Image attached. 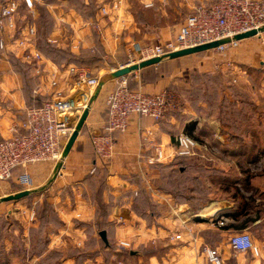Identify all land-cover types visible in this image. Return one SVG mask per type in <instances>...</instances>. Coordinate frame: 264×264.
<instances>
[{
    "label": "crops",
    "instance_id": "1",
    "mask_svg": "<svg viewBox=\"0 0 264 264\" xmlns=\"http://www.w3.org/2000/svg\"><path fill=\"white\" fill-rule=\"evenodd\" d=\"M63 1H65L64 4L67 6V1ZM215 1L139 0L142 4L144 2H153V6L146 8L159 5L158 9L162 11L163 16L168 15L169 12L177 14L180 17L179 21L181 20L182 22L195 7L200 5L210 6ZM85 2L88 3L89 0H85ZM94 2L99 8L102 0H94ZM133 2L134 0H131L129 6L123 12L115 13L111 11L109 16L100 21L104 33L102 37L104 38L91 25L95 18L85 19L75 9L59 8L60 13L57 15L60 20L59 28L53 33L54 37L58 38L56 43L62 48L69 47L71 52L79 55L83 49H89L94 46L92 43V38L95 35L94 30L98 36L95 35V37L100 39L104 47L106 57L116 62L114 66H111L110 70L111 72L115 71L121 65L128 63L129 53L137 47L158 44L168 39V36L163 31L160 32V36L147 35L148 38L159 36L158 42L149 41L144 43L132 38L127 29L133 22L131 13ZM95 17H97V13ZM121 28H126V30ZM132 29L131 27L129 31ZM263 58L264 33L259 35V37L241 40L236 47H231L224 54L211 51L175 59L165 58L159 64L147 66L128 74L127 78H129L132 85L144 92L157 93L165 89L175 92L179 97L181 107L178 111L172 112L161 121H156L151 117L134 115L129 129L124 133L117 132L115 134L116 156L112 161L102 163L95 155L91 144V136L94 133L101 132L106 125L105 97L108 92L117 86L119 78L106 81L105 84L97 89L93 97L94 104L90 114L62 163L59 178L55 182V186H59V193H53L52 196V193H49L50 199L56 204V209L63 220L61 231H78L79 236L76 240L79 242H83V238L80 236L85 235L84 232L81 233L85 229L92 228L98 233L100 232L95 225L97 209L91 200V190L86 182V177L90 174L95 175L97 170L106 171L107 186L103 192V198L106 202H111L113 205L108 218L111 223L110 240H129L132 243V249H136L141 244H145L155 238H162L165 233L174 230V224L180 219L181 221L189 219L190 217L185 213L186 209L181 215L177 214L176 212L179 211L174 209L177 207L180 210L182 207H187L188 210L191 208L189 206L190 203H178L171 194H167L161 189L160 169L156 166L153 167V165L152 167L147 166V158L153 153L152 144L149 140L161 143L166 147L167 153L173 155L177 147L175 143L176 135L181 131H185L187 125L194 122L196 130L202 134L199 140L201 143L199 150L207 149L209 145H212L219 152L220 150L227 151L232 160L220 163L218 162L220 160L216 159L214 161H211L212 159L202 161L200 157L202 155L199 153L194 156V159L206 171V175L202 176L201 179L205 193H209L208 201L199 208L202 215L199 219L207 220L215 215H224L228 218V226L231 224L239 225L242 218L235 220L232 216H228L230 212L237 208V200L233 198V195L230 196L225 193H246L248 216L254 218V222L251 224H260V228L264 232V174L256 171L264 166V153L255 161L243 159L242 162H235L234 157L238 155V145L230 140L221 121L216 114L214 115L212 108L209 107L207 102L200 101L195 105L191 103L187 93L191 89L192 83L186 80V76L190 73L225 74L226 81L236 83V88L242 90L251 101L259 105L261 99L264 98ZM228 61L234 64L231 70H228L225 66ZM67 67L68 64L59 66L52 60L45 59V69L49 72L59 71V74L64 76L67 74ZM155 73H160L159 78H150ZM99 76L102 77L100 74ZM39 79L41 80L40 77ZM63 85L64 83H62ZM65 86L68 90V86ZM224 94L230 98L233 97L232 91L229 94L225 90H220L221 98ZM26 96L29 101H34L30 92H28V95L24 94V97L21 95L18 99H16L14 94L13 99L15 101L11 99H8L9 101L7 102L0 100V139L10 137L16 133L27 132L25 128L20 127L27 118L26 110L29 107V101ZM15 126H18L17 132L13 131ZM146 131H151L152 133L148 137L149 140L145 139L147 137L145 136ZM70 138L71 136L64 145L65 149ZM172 159L169 158L163 163L167 164ZM52 170V164L42 163L25 169H18L15 172V176H19L24 171L28 172L34 181L33 187L30 189L32 191L31 196L38 198L44 193L36 192L44 188ZM143 171H149L147 177H144ZM149 185H152L156 190L159 189L158 193L161 194L159 196L152 195L151 193L154 192L150 191ZM140 188L145 190V193L150 196L153 202L160 205L156 215L143 216L135 208L134 193L139 191ZM251 202H253L255 214L251 213ZM75 215H80L81 218L73 222L72 219ZM206 220L194 224H208ZM251 224L245 228H249ZM180 226H183V222L182 225L180 223ZM200 228L202 229V227ZM258 246L261 249L260 257L252 256V262L248 264H264V239ZM182 247L188 248L187 246ZM183 250L185 251L184 248ZM230 250L231 253L234 251L231 246ZM178 252L176 254L170 250L168 257L164 259L162 264H180L181 258H178L180 257ZM223 257L225 260V256ZM88 260L93 261L91 258H88ZM151 260L153 263H158V260L154 257ZM59 264H75V259L71 257L64 258Z\"/></svg>",
    "mask_w": 264,
    "mask_h": 264
},
{
    "label": "built area",
    "instance_id": "2",
    "mask_svg": "<svg viewBox=\"0 0 264 264\" xmlns=\"http://www.w3.org/2000/svg\"><path fill=\"white\" fill-rule=\"evenodd\" d=\"M21 1L26 7L33 9L38 0L0 1V58L10 62V56L13 54L23 63L32 66L34 73L41 78L36 93L48 94L50 100L41 106L26 110L27 118L20 125L27 130L26 133H16L0 139V184L16 180L18 184L24 186L22 190H30L34 184L32 176L26 171L15 176L16 170L47 162H64V145L75 130V125L84 109L94 97L97 89L102 86V79L88 66L75 64L68 65L67 74L64 76H61L59 71H47L45 69L46 57L36 44L38 34L36 25L28 24L21 29L20 33L17 32L16 14ZM130 1L102 0L97 17L91 23L93 29L101 37L104 36L100 21L109 16L111 11L123 12L129 6ZM144 5L151 7L153 2H144ZM262 27H264V0H216L210 6L195 7L180 24L172 38L158 44L143 45L131 51L128 63L121 65L120 68L156 57L164 58L174 51L231 38L232 42L206 51L224 54L240 43L234 40L236 35L255 29L259 30ZM49 40L57 42V39ZM262 63L264 65V58ZM225 66L231 70L234 64L228 61ZM62 83H64L63 86ZM65 85L68 86V90ZM105 104L106 125L101 132L91 136L95 155L102 163H108L114 159L117 153L115 134L126 132L134 115L161 121L181 107V102L175 92L165 89L157 93H147L138 88L131 89L126 76L120 77L117 86L107 93ZM17 127L13 128L14 132L18 131ZM151 134V131H146L145 139L147 140ZM175 140L177 147L173 155L167 153L166 147L161 143L149 140L153 153L147 158V166L152 167L156 163H163L175 155L194 157L201 146L198 139L185 131L179 132ZM143 174L147 177L149 171H143ZM149 188L151 192H154L151 193L152 195L161 194L158 193L160 190L154 189L152 185H149ZM196 216L201 217L202 215L198 213ZM182 222L183 229L174 231L170 235L172 241H184L187 236H191V227L186 226L185 219ZM209 222L222 228L227 224L228 218L224 215H215L209 218ZM229 244L237 253H251L256 258L261 255L260 247L249 232L234 233ZM117 247L118 250L132 249V243L126 239H119ZM204 253L212 264H225L218 247L206 246ZM119 264L128 263L121 261Z\"/></svg>",
    "mask_w": 264,
    "mask_h": 264
},
{
    "label": "rangeland",
    "instance_id": "3",
    "mask_svg": "<svg viewBox=\"0 0 264 264\" xmlns=\"http://www.w3.org/2000/svg\"><path fill=\"white\" fill-rule=\"evenodd\" d=\"M0 1L3 2L4 0ZM64 3L65 1L63 0H38L33 9H29L21 1L16 14V21L18 24L17 32L20 33L21 29L28 24H34L36 25L38 32L36 41L42 50H46L48 52L51 51L50 49L52 48L48 45V42L59 47L57 43L50 42L49 39L53 38L58 40L57 37H54L55 35L53 33L59 28L60 20L57 17V15L60 13L59 8H67ZM71 3L72 2L70 1V4H66L72 6ZM143 5L144 4L139 2V0H134L132 4L131 13L133 15V22H131L132 25L129 27V29L131 27L133 29L130 31L127 29L132 38L144 43L149 41L158 42L160 36L159 34L162 31L168 36V38H171L176 34L180 24L182 23L181 20L179 21L180 17L177 14L169 12L168 15L163 16L162 11L158 9L159 5L152 8H146L145 5ZM121 29L126 30V28ZM93 32L95 35L97 34L96 31L93 30ZM95 35L94 38H92V43L94 46L89 49H83L84 51L82 50L81 54L77 55L79 58H84V60L87 59L88 63H86L85 66L87 65L89 68H91L94 74H100L102 76L101 79H105L107 75L113 72L110 71L112 68L111 66H114L116 62L112 61L110 58H107L106 54H100L102 52V43L99 38L95 37ZM147 35L159 36L148 38ZM254 37H259V35ZM63 50L69 52L70 48L63 47ZM96 54L99 56L96 57ZM56 57L59 59V55H56ZM95 57L97 59H94ZM3 60V58L0 59V100L7 102L9 101L8 99H11L13 101L14 94L16 99H18L21 95L24 97V94L29 92V88L25 87V82L28 83L29 79L31 78L30 71L25 67L28 64L23 63L20 59L18 60L21 63L17 61L14 62V64L11 61L7 62ZM38 80L40 81L39 78ZM233 83L229 82L228 85L236 84ZM225 91L229 94L231 92L230 88L228 87L225 89ZM240 91L243 93L242 95L248 98L245 93L242 92V90ZM224 95L228 97L226 94ZM259 106L262 108V111H264V98L259 102ZM217 111V106H215L214 115H217ZM193 129L194 130L192 133L189 134L200 140L202 134L200 131H197L196 128ZM198 153L202 155L200 156L202 161H206V159H212L211 161H214L215 159L220 160L218 161L220 163L232 161L231 156L227 151L220 150L219 152L215 146L212 145H209L207 149L203 148L199 150L198 148L197 154ZM243 159H246V154H238L237 157H234V161L237 163L239 161L242 162ZM47 163L52 164L53 170L45 182L44 188L39 192H36L44 193L41 197L37 198L35 196H30L17 201H6L0 203V264H5L8 259L10 260L8 264H59L62 259L69 257L75 259V264H119V262H121L120 260L122 259H119L118 256L114 254L116 253L114 248L111 250H106L102 246L101 237L94 229L88 228L84 231H81V233L84 232L85 235L80 236L83 238V242H79L76 240V238L79 236L78 231H61L62 228L61 226L59 227L60 215L58 210L56 211L57 215L49 212V220L46 222L43 223L38 220L36 211L37 207L39 210L42 208V205H44L45 202H48L55 208L56 204L52 202L53 200H51L50 197L53 195V193H59V186H55V182L59 178V171L57 172L56 177L51 181V177L56 167L59 165V162ZM256 171L258 173L264 174V166H262L260 170ZM22 188H24V186L18 184L16 180L1 183L0 198L1 196L4 197L12 194V192L17 193L21 191ZM49 193H52L51 196ZM225 194L232 196L235 193ZM241 194L242 196L244 195L245 198L247 197L246 193ZM220 195L223 197L222 194ZM199 199L200 197L197 198L196 201L191 202L189 205L191 208L188 210L187 207H182L180 210L177 207L174 209L179 211L176 212L179 215H181L182 212H185L184 210L186 209L185 213L190 217L186 221L187 225H189L188 227H191L192 229L191 236H187L184 241H172L170 239V235L174 231L177 232L178 230L180 231L183 229L182 226H180V223L182 225V221L180 219V221H177L176 224H174L175 229L170 230L172 233H165L162 238H155L152 241L141 244L136 248V250H138V255L133 257L127 253L124 258L125 261L129 264H162L164 259L168 257L167 255L171 250L176 254L177 251H179L178 253L180 254V257L178 258H181L180 264H212L204 253L205 247L210 246L219 247L221 253L226 258L224 260L225 264L251 263L252 255L250 253H235L234 251L231 253L229 240L234 233L246 231L252 235L255 243L259 245V243H262L264 239V232L260 228V225L251 224L249 228L245 229H227L226 227H228V224L222 228L216 227L209 222V219L201 220L199 219L201 217L196 216V214L200 213V207H198ZM250 207L252 209L251 213L255 214L253 202H251ZM80 218V215H75L72 220L73 222H76L80 220ZM205 220L208 222V224H194ZM200 227H202V229ZM46 241H49V245H46ZM112 243L116 245V250H118L117 240L112 239ZM182 246H187L188 248ZM174 249H176V251H174ZM12 250L15 251V254L10 256L5 255L10 253ZM152 250L155 253L153 257L158 260V263H153L151 260L153 257H148V253ZM97 251L99 252V256L91 258L93 261L88 260V257L81 258L84 257L85 254L89 253H94V255H96Z\"/></svg>",
    "mask_w": 264,
    "mask_h": 264
},
{
    "label": "trees",
    "instance_id": "4",
    "mask_svg": "<svg viewBox=\"0 0 264 264\" xmlns=\"http://www.w3.org/2000/svg\"><path fill=\"white\" fill-rule=\"evenodd\" d=\"M66 1L68 4H70V1L72 2V6L67 5L66 9H75L85 19L96 18L95 16L98 8L94 0H89L88 3H86L85 0ZM48 45L52 48L49 52L42 50L38 44L37 47L46 58L52 60L59 66H62L63 64L85 66V64L88 63L87 59L84 60V58L81 57L80 59L79 56L71 52V50L67 52L63 50L62 47H58L49 42ZM101 49L102 52L100 54L105 55L106 53L105 50H103V45H101ZM56 55H59V59L56 57ZM98 56L99 55L96 54V57ZM96 57L94 59H97ZM10 61L13 64L17 61L21 63L13 54L10 56ZM25 67L30 71L31 75L28 83L25 82V87L29 88V92L33 95L34 99V101L31 102L26 96L29 101L28 108L41 106L50 100V95L35 92L40 85V81H36L38 80L39 76L34 74L32 66L26 65ZM159 76L160 73H155L151 75L150 78L157 79ZM127 77L128 76H126V78ZM127 80L129 88L137 89L129 81V78H127ZM186 80H189L192 83L191 89L187 93L188 97L191 99V103L195 105L200 101H205L209 107L212 108L213 113L215 106H217L218 111L216 116L227 131L230 140L238 145L237 154H246V159L250 161L257 160L259 156L264 153V111H262V108L258 104L242 95L243 93H241V91L236 88L235 85H228L229 82L228 80L226 81L225 74L190 73L188 76H186ZM227 87L232 91L233 97L230 98L223 95L221 98L220 90L224 91ZM26 94L28 95V93ZM193 128H196L194 122L188 124L185 130L187 133H192L194 130ZM154 166L159 167L160 169L161 189L167 194H171L176 202L191 203L200 197L198 207H201L208 201L209 193H205L201 179L202 176L206 175V171L199 164V162L194 159V157L187 155H175L169 163H156L153 165V167ZM106 176L107 174L105 170H97L95 175L90 174L86 177V182L91 190V200L97 209L95 225L100 231L99 235L101 237L102 246L106 250H111L114 248V251L116 252L114 254H116L119 259H122L120 261L126 262L124 259L126 254L129 253L130 256L136 257L138 255V250L127 249L118 251L116 250V245H114L112 240H110L111 223L108 218L113 205L111 202H106L103 198V192L107 186ZM197 193L199 194V197ZM233 198L237 200V208L230 212L228 216H232L235 220H239L240 218L242 219L239 225L231 224L226 228L228 229L235 227L236 229H243L249 226V224L253 223L254 218L248 216V201L244 195L242 196L241 193H235ZM134 204L135 208L143 216L156 215L160 206L158 203L153 202L150 196L145 193V190L141 188L139 191L134 193ZM36 211L38 220L43 223L49 220V212L57 215L56 207L54 208V206L48 202H45L44 205H42V208L39 210L37 207ZM62 224L63 220L59 216V227L62 226ZM103 231L106 232L107 242L101 236V232ZM46 245H49V241H46ZM97 252L96 255H94V253H89L85 254V256L81 258L97 257L99 256V252ZM13 254H15L14 250L5 255L10 256ZM148 254V257H153L155 255L153 250ZM9 262L10 260L8 259L6 263L8 264Z\"/></svg>",
    "mask_w": 264,
    "mask_h": 264
},
{
    "label": "water",
    "instance_id": "5",
    "mask_svg": "<svg viewBox=\"0 0 264 264\" xmlns=\"http://www.w3.org/2000/svg\"><path fill=\"white\" fill-rule=\"evenodd\" d=\"M261 33H264V27L260 28L259 30L255 29V30H251V31H248V32H245L242 34H238L234 37V40L241 41V40L246 39V38H251V37L257 36ZM230 42H232L231 38H225V39H222L219 41H214V42L203 44V45H200L197 47L174 51V52L169 53V55L167 57H164V58L156 57V58H152V59L142 61L138 64H133V65L126 66L123 68H118L115 71H113L112 73H110L109 75H107V77L101 81V85L105 84V82L110 80V79L125 77L128 74L135 72V71H138V70H141L147 66L159 64L165 58L175 59V58H179V57H183V56L202 53V52H206L208 50L214 49L221 44H226V43H230ZM93 104H94V98H92L90 100L88 106L84 109L83 113L79 117V120L77 121V123L75 125V130L73 131L71 138H70V141H69V143H68V145L64 151L65 157L69 153L72 144L74 143L75 139L77 138L80 131L82 130V128H83V126H84V124H85V122H86V120L90 114L91 108L93 107ZM61 165H62V163H59V165L56 167V169H55V171L51 177L52 178L51 181L56 177L57 172L60 171ZM31 194H32L31 190H22V191H19L17 193H14V194H10V195L1 197L0 203L6 202V201H17V200H20L22 198L31 196ZM101 236L107 242V236H106L105 231L101 232Z\"/></svg>",
    "mask_w": 264,
    "mask_h": 264
}]
</instances>
